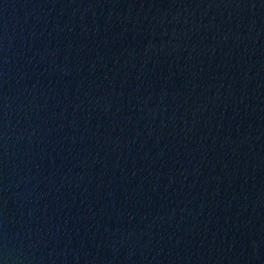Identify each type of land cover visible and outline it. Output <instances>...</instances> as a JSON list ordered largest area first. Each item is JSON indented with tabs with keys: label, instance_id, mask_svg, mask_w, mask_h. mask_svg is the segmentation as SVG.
<instances>
[{
	"label": "water",
	"instance_id": "1",
	"mask_svg": "<svg viewBox=\"0 0 264 264\" xmlns=\"http://www.w3.org/2000/svg\"><path fill=\"white\" fill-rule=\"evenodd\" d=\"M0 264H264V0H0Z\"/></svg>",
	"mask_w": 264,
	"mask_h": 264
}]
</instances>
